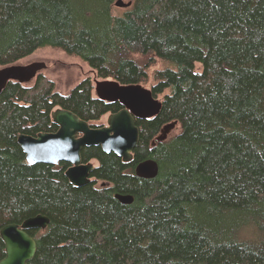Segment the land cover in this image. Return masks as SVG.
Instances as JSON below:
<instances>
[{"label":"trees","instance_id":"trees-1","mask_svg":"<svg viewBox=\"0 0 264 264\" xmlns=\"http://www.w3.org/2000/svg\"><path fill=\"white\" fill-rule=\"evenodd\" d=\"M115 1L0 0V67L61 47L98 78L141 83L162 100L157 115L136 118L130 161L85 146L82 161L96 167L76 186L70 162L30 163L18 136L56 131L57 107L98 126L124 105L97 97L90 75L67 94L41 72L33 85L9 80L0 228L49 217L28 230L37 240L29 264H264V0ZM169 123L180 130L159 138ZM148 157L160 167L153 178L135 172Z\"/></svg>","mask_w":264,"mask_h":264},{"label":"water","instance_id":"water-1","mask_svg":"<svg viewBox=\"0 0 264 264\" xmlns=\"http://www.w3.org/2000/svg\"><path fill=\"white\" fill-rule=\"evenodd\" d=\"M132 1L116 0L115 5L129 7ZM43 61L26 65L18 63L0 67V92L9 80L31 81L39 71L45 68ZM97 97L107 101H120L124 107L108 114L107 123L93 127L71 110L57 107L52 111V118L59 125L53 132H40L37 136L21 133L18 142L30 163L46 162L58 164L62 160L72 162L66 170L69 180L76 186H82L91 180L93 163L83 162L81 151L85 146L101 145L107 151H114L124 161H130L134 148L140 138L136 118H150L157 115L162 107V100L153 95L151 88L141 83L123 84L113 78L94 79ZM169 123L163 128L164 138ZM158 161L152 157L136 164L137 174L153 178L159 173ZM123 203H131L134 197L129 193H116ZM49 217L37 214L28 217L21 224L8 223L0 228V235L5 243V255L0 264H29L37 250V240L28 231L32 228L45 229Z\"/></svg>","mask_w":264,"mask_h":264},{"label":"rangeland","instance_id":"rangeland-1","mask_svg":"<svg viewBox=\"0 0 264 264\" xmlns=\"http://www.w3.org/2000/svg\"><path fill=\"white\" fill-rule=\"evenodd\" d=\"M116 7L127 8L120 6ZM37 61H43L46 63L45 68H43L40 72L43 73L47 79L54 81L56 90L64 94L69 93L76 84L87 76L90 75L93 79L97 77L93 68L85 60L79 56L68 54L61 47H40L30 55L18 60L17 63L26 65ZM35 80L36 77H34L30 82H27V85H33ZM107 117L108 114L104 115L97 122V124H106ZM179 130V125L175 123L167 128L164 135L170 136Z\"/></svg>","mask_w":264,"mask_h":264},{"label":"bare ground","instance_id":"bare-ground-1","mask_svg":"<svg viewBox=\"0 0 264 264\" xmlns=\"http://www.w3.org/2000/svg\"><path fill=\"white\" fill-rule=\"evenodd\" d=\"M147 51V50H146ZM91 77V76H90ZM188 80V79H187ZM16 94V93H15ZM180 116V115H179ZM158 137V136H157ZM159 160V159H158ZM65 161H68V160H65ZM68 162H70V161H68ZM90 162V161H89ZM91 162L93 163V165H94V168L96 167V163H94L92 160H91ZM71 163V165H72V162H70ZM85 163H87V162H85ZM159 164V163H158ZM70 165V166H71ZM135 172H136V174H137V170H136V167H135ZM161 172V171H160ZM138 175V174H137ZM138 176H140V175H138ZM140 177H142V176H140ZM144 178H147V177H144ZM133 196V195H132Z\"/></svg>","mask_w":264,"mask_h":264},{"label":"flooded vegetation","instance_id":"flooded-vegetation-1","mask_svg":"<svg viewBox=\"0 0 264 264\" xmlns=\"http://www.w3.org/2000/svg\"><path fill=\"white\" fill-rule=\"evenodd\" d=\"M119 111V110H118ZM108 118V117H107ZM103 125H105V124H98V126H93V127H99V126H103ZM92 126V125H91ZM71 165V164H70Z\"/></svg>","mask_w":264,"mask_h":264}]
</instances>
